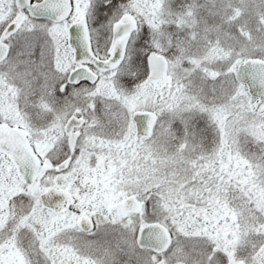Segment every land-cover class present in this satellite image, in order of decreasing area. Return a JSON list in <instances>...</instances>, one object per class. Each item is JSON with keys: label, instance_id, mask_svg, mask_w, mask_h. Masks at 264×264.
<instances>
[{"label": "snow or ice", "instance_id": "1", "mask_svg": "<svg viewBox=\"0 0 264 264\" xmlns=\"http://www.w3.org/2000/svg\"><path fill=\"white\" fill-rule=\"evenodd\" d=\"M0 264H264V0H0Z\"/></svg>", "mask_w": 264, "mask_h": 264}]
</instances>
